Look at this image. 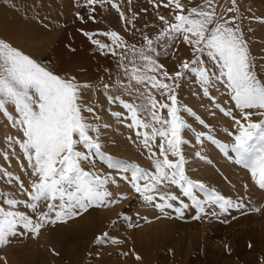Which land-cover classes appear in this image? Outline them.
<instances>
[{
    "label": "snow or ice",
    "instance_id": "1",
    "mask_svg": "<svg viewBox=\"0 0 264 264\" xmlns=\"http://www.w3.org/2000/svg\"><path fill=\"white\" fill-rule=\"evenodd\" d=\"M231 4L235 5L236 0H231ZM98 5L120 8L118 0H85V7L91 9V19H95ZM161 6L171 10V18L158 15L163 27L154 36L142 35L140 41L130 42L115 30L83 33L97 54L114 58L116 66L128 77L124 92L134 99H126L121 93L109 95L108 100L122 105L130 114L127 127L134 130L137 140L148 149L154 170L101 150V125L95 122L100 118L95 116L93 107L83 105L82 86L76 76L58 74L53 65L38 63L0 38V112L19 130V136L8 137L9 146L19 145L31 170L29 187L17 176L18 192H0V247L10 244L13 238L27 234L39 236L46 226L67 223L90 209L108 208L127 199L126 194L117 197L108 190L110 182L116 183L112 176L82 167V162H91L90 157L96 154L106 158L110 168L122 170V178L135 193L164 215L169 214L166 210H172L183 219L185 212L192 209H195L194 220L204 215L219 219L231 209L245 214L249 205L243 197L225 196L186 174L182 146L189 141L182 133L186 129L195 132V129L182 112L196 117L207 129L195 134L200 145L209 141L225 153L231 149L237 163L250 167L255 182L264 190V81L253 70L248 43L236 23L235 9L228 7L218 13L215 0H203L202 4L187 9L181 0H160L156 7ZM225 14H229L227 18ZM77 16L84 18L80 13ZM178 40L189 46L193 55L169 71L159 60ZM210 64L216 66L215 71ZM187 74L198 78L203 95L210 100L216 99L210 89L220 86L242 110L239 119L231 109L224 110L234 122V132L224 129L234 137L233 142H221L210 124L180 104L178 89ZM157 94L163 100H158ZM214 107L220 108V105L214 104ZM253 109L260 111L253 112ZM84 113L92 114L93 120L87 119ZM126 113L112 114L123 122ZM254 115L262 118L253 120ZM158 139L159 143L154 145ZM257 145L260 154L253 160L250 154ZM81 147L85 151L79 150ZM3 175L13 174L5 171ZM170 186L176 190H168ZM250 210L259 212L260 208ZM120 219L131 223L133 218L121 214ZM110 240V233L103 232L95 238V243L102 245ZM136 259L141 257L137 255Z\"/></svg>",
    "mask_w": 264,
    "mask_h": 264
},
{
    "label": "rangeland",
    "instance_id": "2",
    "mask_svg": "<svg viewBox=\"0 0 264 264\" xmlns=\"http://www.w3.org/2000/svg\"><path fill=\"white\" fill-rule=\"evenodd\" d=\"M258 1L236 0V4L232 5L231 0H215V3L218 13L228 7L235 9L236 23L248 43L253 70L264 79V2ZM118 2L119 9L107 5L96 6L95 19H91V9L85 7V0H0V38L11 42L38 63L53 65L58 74L76 76L82 86L83 105L93 107L95 116L100 118L95 122L101 125V150L113 157L154 170L148 149L137 140L134 130L127 127L130 114L126 113L122 105L108 100L109 95L121 93L126 99H134L124 92L128 77L116 66L114 58L97 54L83 33L115 30L130 42L140 41L142 35L154 36L163 27L158 15L171 18V10L163 6L157 8L156 4L160 0ZM181 2L187 9L202 4L203 0ZM243 11L246 13L245 20ZM77 13L84 18L80 19ZM228 15L225 14V18ZM192 55L191 48L178 40L167 55L160 57L159 62L173 71L181 60L191 59ZM210 66L215 71L216 66ZM105 85L108 87L105 88ZM210 91L216 98L214 101L203 95L198 78L187 74L178 89V99L181 105L191 108L215 129L217 139L231 143L234 137L229 136L224 129L234 132L235 126L232 118L224 114V110L231 109L237 119L242 110L235 106V101L223 87L217 86ZM157 99L163 100L158 94ZM214 104H219L220 108L214 107ZM117 111L126 113L123 122L112 114ZM181 114L195 129V132L186 129L182 133L183 138L189 141L182 146L186 174L225 196L233 199L243 197L249 205L245 214L241 215L240 211L231 209L229 214L221 215L219 219L204 215L194 220L192 216L195 209H192L185 212L183 219L172 210H166L169 214L164 215L135 193L122 178V170L110 168L107 159L96 154L90 157L91 162H82V167L86 171H98L112 176L116 183L110 182L108 190L114 196L126 194L128 198L108 208L90 209L88 213L67 223L57 222L46 226L39 236L27 234L13 238L10 244L0 247V264H264V190L259 188L250 169L237 163L231 149L227 153L218 149L219 154H214L216 144L205 141L204 145H200L195 134L207 129L199 124L196 117L183 112ZM84 115L93 120L92 114ZM258 117L254 115L252 119L262 118ZM104 124L110 127L104 128ZM19 135L12 121L0 112V192L3 193L19 191V181L15 179L17 176L29 187L31 170L26 156L19 145L9 146L8 137ZM157 143L159 139L153 142L154 145ZM79 150L85 151L82 147ZM259 154L258 149L257 156ZM5 171L13 175H3ZM168 190L176 189L170 186ZM252 207H259L260 211L253 212L250 210ZM121 214L132 217L131 223L120 219ZM142 217H147V220ZM99 222L103 225L95 227ZM84 224L95 227L93 233L81 231V237L84 236L76 237L71 226L81 227ZM103 232L110 233L111 240L99 245L95 243V238ZM117 240L124 243H116ZM137 255L141 259L137 260Z\"/></svg>",
    "mask_w": 264,
    "mask_h": 264
},
{
    "label": "bare ground",
    "instance_id": "3",
    "mask_svg": "<svg viewBox=\"0 0 264 264\" xmlns=\"http://www.w3.org/2000/svg\"><path fill=\"white\" fill-rule=\"evenodd\" d=\"M251 1V0H250ZM252 1H255V0H252ZM256 2H259L258 0H256ZM262 2H264V0H262ZM248 3H250V2H248ZM252 4V3H251ZM250 7V6H249ZM244 12V11H243ZM245 13V12H244ZM243 13V20H245V15H246V13L244 14ZM250 18V17H249ZM251 22V21H250ZM252 22H253V19H252ZM245 36H247V34H245ZM251 39V38H250ZM249 40V39H248ZM263 49H264V47H263ZM254 54V52L252 53V55ZM264 54V53H263ZM256 76H258V78L260 77V75L259 74H256ZM260 79H262L261 77H260ZM263 81H264V79H262ZM258 117V116H257ZM259 118V117H258ZM259 145H257L256 146V149H255V151L253 152V153H251L250 155H251V157H252V159H254V157L255 156H257V152H258V149H259ZM216 149H214V154H216V153H218V151H220V150H218V149H220L219 148V145H217L216 147H215ZM255 153V156L253 155ZM214 154H212L213 156H214ZM219 154V153H218ZM254 156V157H253ZM216 158V157H215ZM247 168H249L250 169V167H247ZM250 171H251V169H250ZM128 198V197H127ZM85 221V220H84ZM100 224H102L101 222H99L97 225L95 224V227H98V228H100L101 227V225ZM82 225V224H81ZM103 225V224H102ZM75 226H77V225H75ZM73 227V226H71L72 227V232L74 233V234H76V237H80V238H82L81 237V233H83V232H81V231H84L85 233L87 232V233H93L92 231H93V229H95V227H93L92 225H90V224H84L83 226H81V227ZM96 230H98V229H96ZM79 232H81V233H79ZM90 233V234H91ZM65 234H66V232H65ZM68 235V234H67ZM89 235V234H88ZM97 235V234H96ZM90 236V235H89ZM86 237V236H85ZM69 238V237H68ZM79 238V239H80ZM88 238V237H87ZM79 239H76V240H79ZM92 241V240H91ZM77 244V243H76Z\"/></svg>",
    "mask_w": 264,
    "mask_h": 264
}]
</instances>
